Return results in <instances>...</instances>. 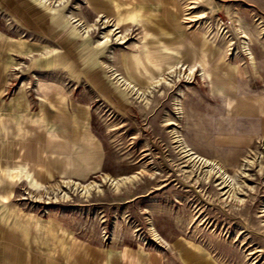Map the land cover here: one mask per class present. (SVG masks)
<instances>
[{"label": "rangeland", "instance_id": "rangeland-1", "mask_svg": "<svg viewBox=\"0 0 264 264\" xmlns=\"http://www.w3.org/2000/svg\"><path fill=\"white\" fill-rule=\"evenodd\" d=\"M0 212L62 261L264 264V0H0Z\"/></svg>", "mask_w": 264, "mask_h": 264}, {"label": "crops", "instance_id": "crops-1", "mask_svg": "<svg viewBox=\"0 0 264 264\" xmlns=\"http://www.w3.org/2000/svg\"><path fill=\"white\" fill-rule=\"evenodd\" d=\"M9 213L0 212V251L11 254L10 262L4 256L0 257V264H18L20 259L24 264H163L156 256L135 254L130 251H120V253L112 254L108 251L101 252L99 254H94L92 257H79L76 256L71 258L67 257L66 260H61L60 256L56 257L54 254L50 257L49 254H45L43 250L41 251L39 247H44V239L42 238L36 244H31L28 241V237L33 234H38L42 232V236L45 231L42 230L36 223L32 224L30 227V222L27 219H20L19 221H13L9 218ZM35 232V233H34ZM54 237V230L52 233ZM39 236V235H37ZM44 237V236H43ZM34 239L33 241H36ZM38 247L37 251L33 248ZM55 247V246H53ZM79 247H100L92 246L89 244H84Z\"/></svg>", "mask_w": 264, "mask_h": 264}]
</instances>
